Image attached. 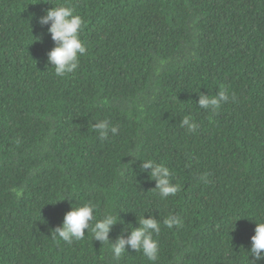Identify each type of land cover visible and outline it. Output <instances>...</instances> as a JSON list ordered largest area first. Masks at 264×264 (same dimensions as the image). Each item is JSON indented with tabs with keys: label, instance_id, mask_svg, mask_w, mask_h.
I'll return each mask as SVG.
<instances>
[{
	"label": "trees",
	"instance_id": "16d2710c",
	"mask_svg": "<svg viewBox=\"0 0 264 264\" xmlns=\"http://www.w3.org/2000/svg\"><path fill=\"white\" fill-rule=\"evenodd\" d=\"M55 4L85 21L87 52L64 78L48 63L50 23H38ZM222 87L218 112L198 108ZM104 119L119 132L101 141L92 125ZM144 159L175 174V196L160 199ZM63 184L95 219L124 222L112 243L142 216L160 221L155 264H251L247 239L264 221V0H0V264H152L131 249L114 260L87 230L53 240ZM27 186L43 216L12 211L11 189ZM169 215L182 226L164 227Z\"/></svg>",
	"mask_w": 264,
	"mask_h": 264
},
{
	"label": "clouds",
	"instance_id": "9594fccd",
	"mask_svg": "<svg viewBox=\"0 0 264 264\" xmlns=\"http://www.w3.org/2000/svg\"><path fill=\"white\" fill-rule=\"evenodd\" d=\"M38 23L48 25V32L51 39L55 42V47L48 56V63L54 68L57 77L64 78L70 73H74L79 67L80 57L87 52V47L80 39V35L85 28V21L76 12L71 4H55L46 11V14L39 18ZM196 64V60H190ZM234 99V94L231 97ZM230 100L227 89L221 88L220 91L213 90L209 94H200L198 108L211 113L218 112L222 105ZM180 127L188 133L197 132L199 125L191 115H184L180 121ZM92 130L97 134L101 141L107 140L110 135L115 136L119 132V127L113 125L110 120L104 119L92 125ZM143 169H151L150 173H145L153 183V188L161 200H166L170 196H175L180 190V185L174 182L175 174L163 163H156L153 159L143 160ZM120 176L125 175V170H120ZM62 197L65 205L59 212L57 224H62L52 231V239L66 244L75 241H82L85 238V230L90 232L94 241H99L111 252L114 260L120 258L131 249L140 252L149 262L155 264L159 259V242L156 238L161 232V222L155 218L139 219V227L128 225L127 230L130 235L125 239L121 234L116 238L115 243L110 242L109 233L114 230V225L125 227L124 222H119V216L106 213L102 219H95L96 205L92 203L81 204L74 196L68 184L62 185ZM25 190V191H24ZM15 194L12 200V211L24 208H31L35 213L43 216V211L38 209L33 203V195L30 186L23 188H13ZM183 220L176 215H169L163 219V226L171 230L173 226L181 227ZM255 234L247 239L248 249L250 248L251 264L264 262V221L255 222ZM127 246V247H126ZM249 256V257H250ZM248 257V259H249ZM241 261V260H240ZM240 261L233 264H239Z\"/></svg>",
	"mask_w": 264,
	"mask_h": 264
}]
</instances>
